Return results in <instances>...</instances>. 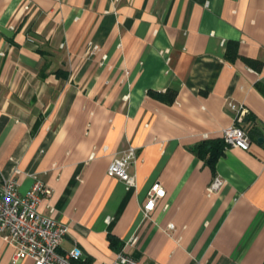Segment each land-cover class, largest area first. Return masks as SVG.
<instances>
[{"label":"crops","instance_id":"1","mask_svg":"<svg viewBox=\"0 0 264 264\" xmlns=\"http://www.w3.org/2000/svg\"><path fill=\"white\" fill-rule=\"evenodd\" d=\"M229 103L248 150L222 140ZM129 146L134 188L107 175ZM8 177L51 189L37 211L68 226L58 253L77 264H109L133 234L144 264H264V0H0ZM14 252L0 238V264Z\"/></svg>","mask_w":264,"mask_h":264},{"label":"built area","instance_id":"2","mask_svg":"<svg viewBox=\"0 0 264 264\" xmlns=\"http://www.w3.org/2000/svg\"><path fill=\"white\" fill-rule=\"evenodd\" d=\"M92 54L98 47L92 45ZM105 60L106 56L103 55ZM233 112L231 124L221 132L225 145L241 150H248L249 137L242 128L248 115L243 104H228ZM136 160V148L129 146L113 157L107 167V175L115 177L125 184L127 188L135 187V176L129 170ZM223 180L215 178L207 187V195L220 190ZM51 189L36 182L25 194L18 191V183L13 177L3 178L0 182V238L15 247L11 264H17L24 258H30L34 264H77L81 259V251L74 247L68 253L61 255L58 248L68 233V226L56 220L53 216L42 215L37 206L42 196H49ZM165 191L159 182L151 185L146 200L141 206L143 219H148L155 208L156 202L162 199ZM52 210V209H51ZM108 221V220H107ZM167 230H174L173 224L167 225ZM137 242L136 234L124 244L121 252L109 264H144L127 255L124 250Z\"/></svg>","mask_w":264,"mask_h":264}]
</instances>
